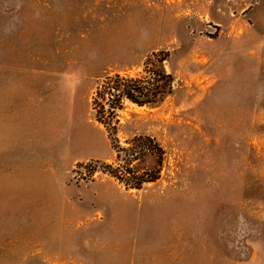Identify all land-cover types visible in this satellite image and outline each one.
I'll list each match as a JSON object with an SVG mask.
<instances>
[{
	"label": "rangeland",
	"instance_id": "1",
	"mask_svg": "<svg viewBox=\"0 0 264 264\" xmlns=\"http://www.w3.org/2000/svg\"><path fill=\"white\" fill-rule=\"evenodd\" d=\"M158 50L177 86L119 111L162 152L132 189L110 172L153 161L91 97ZM0 264H264V0H0Z\"/></svg>",
	"mask_w": 264,
	"mask_h": 264
},
{
	"label": "trees",
	"instance_id": "2",
	"mask_svg": "<svg viewBox=\"0 0 264 264\" xmlns=\"http://www.w3.org/2000/svg\"><path fill=\"white\" fill-rule=\"evenodd\" d=\"M169 53L164 50L151 52L145 57L140 71L134 75L120 74L118 72L107 74L100 79L94 88L91 97V107L95 121L100 124L110 140L113 148H119L126 152L128 158L126 164L132 161L144 162L150 157L153 166L144 170L140 175L123 178L121 170L110 172L111 176L128 188L140 189L143 183L154 181L158 170L156 165L162 157L159 145L150 137H133L126 141L127 146H119L115 137L119 125V111L125 102L138 107L156 106L170 95L177 86L174 75L166 69ZM131 172L127 171V174ZM149 175V176H147Z\"/></svg>",
	"mask_w": 264,
	"mask_h": 264
}]
</instances>
